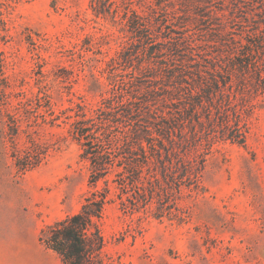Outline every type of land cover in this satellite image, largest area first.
<instances>
[{
  "label": "rangeland",
  "instance_id": "1",
  "mask_svg": "<svg viewBox=\"0 0 264 264\" xmlns=\"http://www.w3.org/2000/svg\"><path fill=\"white\" fill-rule=\"evenodd\" d=\"M92 1L0 0V264H63L39 241L41 230L104 187L89 184L72 123L80 106L89 115L108 95L127 32L121 11L96 16ZM110 1L113 9L122 2ZM241 1L243 11L264 13V0ZM193 26L190 19L178 33L151 31L159 41L203 40ZM189 52L177 53L176 64ZM239 89L244 143L215 140L197 185L182 190L170 215L123 210L109 183L99 222L103 264H264V91ZM123 120L118 125H143L141 117Z\"/></svg>",
  "mask_w": 264,
  "mask_h": 264
},
{
  "label": "trees",
  "instance_id": "2",
  "mask_svg": "<svg viewBox=\"0 0 264 264\" xmlns=\"http://www.w3.org/2000/svg\"><path fill=\"white\" fill-rule=\"evenodd\" d=\"M241 2L122 0L113 9L110 0L92 1L96 16L113 19L121 11L127 35L117 66L108 71V95L89 115L80 106L72 123L80 157L89 165V184L96 188L102 181L104 187L40 233L39 241L63 264H103L99 222L111 201L109 183L115 184L123 210L167 216L182 190L197 185L215 140L244 143L237 99L246 84L264 91V13L243 11ZM189 4L195 7L193 17ZM190 19L194 29L205 32L203 40L188 34L171 42L168 34L159 41L151 31L155 25L159 32L178 33ZM182 50L193 52L177 65L175 55ZM132 117H141L143 125H118Z\"/></svg>",
  "mask_w": 264,
  "mask_h": 264
}]
</instances>
